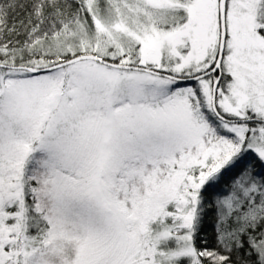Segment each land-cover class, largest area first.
<instances>
[{
    "label": "snow or ice",
    "instance_id": "snow-or-ice-1",
    "mask_svg": "<svg viewBox=\"0 0 264 264\" xmlns=\"http://www.w3.org/2000/svg\"><path fill=\"white\" fill-rule=\"evenodd\" d=\"M253 161L264 0L0 2V264H264Z\"/></svg>",
    "mask_w": 264,
    "mask_h": 264
},
{
    "label": "trees",
    "instance_id": "trees-1",
    "mask_svg": "<svg viewBox=\"0 0 264 264\" xmlns=\"http://www.w3.org/2000/svg\"><path fill=\"white\" fill-rule=\"evenodd\" d=\"M0 2H3V0H0ZM13 16H15V14H12V16H10V22ZM16 18L17 19L23 18V13H20V15L17 16ZM248 159H252V157L250 156L248 157ZM253 162L258 171L264 172V169H261L258 162L256 161H253ZM233 175L234 173L226 176L225 181L219 186V188L213 189L210 194L209 193L205 194L206 199L208 200V204H206V207H205V215H204V218L201 224V230L199 232L198 239H197L198 247H201V248L207 247L210 249L216 247V232H215V227H214L216 217H215V210L210 205L214 203L215 197L217 195H222L227 192V189L229 187V184L231 182Z\"/></svg>",
    "mask_w": 264,
    "mask_h": 264
}]
</instances>
